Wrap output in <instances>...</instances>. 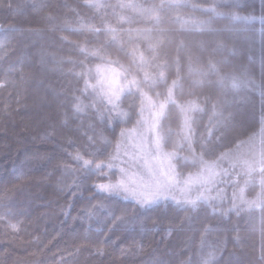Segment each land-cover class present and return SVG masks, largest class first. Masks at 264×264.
Returning <instances> with one entry per match:
<instances>
[{"label":"trees","instance_id":"16d2710c","mask_svg":"<svg viewBox=\"0 0 264 264\" xmlns=\"http://www.w3.org/2000/svg\"><path fill=\"white\" fill-rule=\"evenodd\" d=\"M104 68L123 80L118 101L99 89ZM143 95L164 106L158 131L180 178L254 138L264 0H0V264H200L210 246L218 264H264L256 180L244 197L260 203L237 208L225 198L141 209L92 187L117 180ZM98 202L109 209L90 219Z\"/></svg>","mask_w":264,"mask_h":264},{"label":"rangeland","instance_id":"374dc122","mask_svg":"<svg viewBox=\"0 0 264 264\" xmlns=\"http://www.w3.org/2000/svg\"><path fill=\"white\" fill-rule=\"evenodd\" d=\"M97 82L106 98L115 101L125 89L120 73L113 69H101ZM143 98L141 121L138 126L123 132L113 161L117 180L122 178L133 186H148L166 197L160 201L175 202V197L207 203L230 198L233 208L242 203L249 207L260 203L259 196L251 200L244 197L243 184L246 180H256L264 189V125L254 138L225 156L220 164L208 163L196 173L180 178L175 172L172 154L162 148L158 131L164 106L147 95ZM230 184L234 186L228 190Z\"/></svg>","mask_w":264,"mask_h":264},{"label":"snow or ice","instance_id":"6c2138e0","mask_svg":"<svg viewBox=\"0 0 264 264\" xmlns=\"http://www.w3.org/2000/svg\"><path fill=\"white\" fill-rule=\"evenodd\" d=\"M90 164V161L85 160L84 161V165L87 166ZM101 166H97V174L98 175H106V173H103L100 171ZM92 187L95 189V191L101 195L104 196H116L121 198L123 201L128 202L131 201L134 205L138 206L141 209H147L150 207L155 206L157 203L160 202V200L162 198L166 199V197L162 196V193L158 192V191H154L151 188H149L148 186H133L132 184H130L129 182L125 181L124 179H118L115 182L111 181L110 179L107 182H94L92 184ZM82 189H80V194H82ZM173 199L175 200L176 204H183L184 206H195L196 201L195 200H191V199H183V200H179V199H175V197H173ZM70 207L69 206V211H70ZM96 208H101V209H105L108 210L109 206L106 205L103 202H98L97 204H93L91 205L88 209H86V213L89 216V218H93V216L95 215V209ZM109 214L111 215L112 213L109 212ZM211 215L215 216L218 215L217 211L215 209H211L210 212ZM237 215H239V212H236ZM220 215L223 217H226L228 215L227 212L224 213H220ZM117 220L119 219H123V213L121 214V216L116 218ZM115 223V221H114ZM142 224V222H141ZM114 226V225H113ZM13 228L15 229V226L13 225ZM111 230V229H110ZM155 230V229H154ZM97 231H99V229H97ZM168 234H171V229L168 230ZM234 239L238 241L239 236L238 234H236L234 236ZM115 242V241H114ZM203 244V241H202ZM224 246H226V239L224 242ZM96 254L103 256L105 254V247L103 245H101L100 247H98L96 250ZM127 249L125 247L121 248V257L126 254ZM220 254L222 255V249L220 251ZM200 264H218V256H217V251L214 247L210 246V250L204 254V256L202 257Z\"/></svg>","mask_w":264,"mask_h":264}]
</instances>
